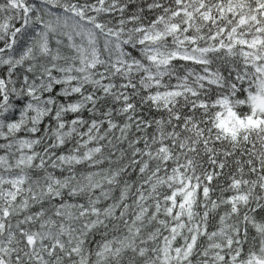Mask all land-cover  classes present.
<instances>
[{"label": "snow or ice", "instance_id": "obj_1", "mask_svg": "<svg viewBox=\"0 0 264 264\" xmlns=\"http://www.w3.org/2000/svg\"><path fill=\"white\" fill-rule=\"evenodd\" d=\"M0 264H264V0H0Z\"/></svg>", "mask_w": 264, "mask_h": 264}]
</instances>
